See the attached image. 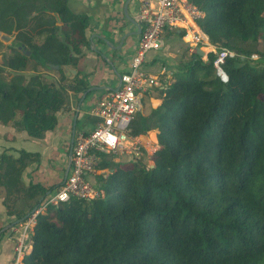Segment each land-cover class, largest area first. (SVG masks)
<instances>
[{
  "label": "trees",
  "instance_id": "16d2710c",
  "mask_svg": "<svg viewBox=\"0 0 264 264\" xmlns=\"http://www.w3.org/2000/svg\"><path fill=\"white\" fill-rule=\"evenodd\" d=\"M190 1L210 41L238 54L222 64L228 80L214 53L194 51L173 82L148 92L150 111L130 132L156 131L153 165L104 160L112 172L98 174L99 197L40 212L22 264H264V0ZM67 2L0 0V31L14 35L0 62V123L34 138L56 128L69 90L88 88L62 68H77L88 44L87 16ZM38 157L0 155L8 214L30 215L46 195L21 181Z\"/></svg>",
  "mask_w": 264,
  "mask_h": 264
},
{
  "label": "built area",
  "instance_id": "2783aa9c",
  "mask_svg": "<svg viewBox=\"0 0 264 264\" xmlns=\"http://www.w3.org/2000/svg\"><path fill=\"white\" fill-rule=\"evenodd\" d=\"M201 16L202 12L190 0H139L137 19L141 26L140 38L127 69L121 73V83L103 93L91 108L89 114L96 120L94 125L75 133L72 162L66 180L52 189L37 209L14 228L16 255L10 264H22L30 247L36 216L40 212L50 205L57 206L73 198L93 200L99 197L100 185L95 179L96 175L108 169L101 167L105 158L130 162L142 161L148 156V162L144 163L153 165L152 155L160 148L157 133L153 131L154 138L144 140L150 132L133 135L130 124L137 113L144 111L145 94L153 88L167 85L165 71L152 73L145 69V63L150 54L164 47L169 31L184 30L183 38L190 43L193 52L200 47L207 57L210 52L214 53L218 76L228 80L222 64L225 59L238 54L210 41L197 23Z\"/></svg>",
  "mask_w": 264,
  "mask_h": 264
},
{
  "label": "crops",
  "instance_id": "0c3cea01",
  "mask_svg": "<svg viewBox=\"0 0 264 264\" xmlns=\"http://www.w3.org/2000/svg\"><path fill=\"white\" fill-rule=\"evenodd\" d=\"M67 4L74 14L88 18L85 30L88 44L83 48L84 57L74 68L76 74L85 78L88 88L83 92L68 91L66 108L58 113L56 128L42 138L18 131L11 123H0V155L6 152L18 156L21 150L37 153L38 160L23 170L21 181L23 185L41 184L47 190L56 188L63 179L73 129L77 132L94 125L95 118L89 114L91 108L103 93L120 85L121 73L127 69L140 38L139 0H68ZM182 31H169L164 47L150 54L145 69L155 73L160 69L159 59L175 56L176 52L172 51L178 48L180 40L185 41L178 34ZM84 93H87L85 97ZM150 101L159 103L155 97ZM3 195L0 187V224L5 229L0 234V264H10L16 255L13 228L18 224L10 225L19 217L7 213Z\"/></svg>",
  "mask_w": 264,
  "mask_h": 264
},
{
  "label": "rangeland",
  "instance_id": "374dc122",
  "mask_svg": "<svg viewBox=\"0 0 264 264\" xmlns=\"http://www.w3.org/2000/svg\"><path fill=\"white\" fill-rule=\"evenodd\" d=\"M12 36V40L9 41V42H6V41H2L0 40V62L2 61V56L4 53L10 55L12 53V50L9 49V45L11 43H14V35H11ZM176 40H179L178 37H174ZM172 52H176L175 56L174 57H170V58H166L164 57L163 59H159V66H160V69L157 70L155 73H159L160 71H165V77L167 76V84L168 83H171L173 82L175 79V75L180 71V68L183 67V64L190 60L191 57H192V54H193V51H191V47H190V43L187 42L186 40H180L179 43H178V48ZM258 55L257 54H253L252 55V58H257ZM203 60H207L208 57L207 55L203 56L202 57ZM42 72H44L45 70H43L42 68H40ZM39 69V70H40ZM32 73L31 71L28 72V74ZM44 73L48 74L49 76L51 77H54L55 79H58L59 76L56 74V73H52V72H49V71H45ZM6 75H8V73H6ZM69 75V74H68ZM164 75L162 77H164ZM57 77V78H56ZM169 81V82H168ZM148 94H145V97H144V104L146 103V97H147ZM152 103V102H151ZM158 102H154V105L157 104ZM150 111V107H149V102H148V105L146 106L145 105V108H144V113L145 114H148ZM156 132V131H154ZM153 131L150 132L148 135H146L144 137V140H150L151 138L153 139L154 136H155V133ZM107 159H110V158H105V160ZM148 156H145L143 158V162H148ZM35 162V161H34ZM126 162H129L128 160H120L119 163H126ZM67 164V163H66ZM66 167V165H65ZM64 167V168H65ZM112 170L110 167H108L107 170H105V172L101 173V174H104V173H111ZM97 176L96 175V182L99 184L98 180H97ZM17 227V226H16ZM14 229V228H13Z\"/></svg>",
  "mask_w": 264,
  "mask_h": 264
},
{
  "label": "water",
  "instance_id": "95a60500",
  "mask_svg": "<svg viewBox=\"0 0 264 264\" xmlns=\"http://www.w3.org/2000/svg\"><path fill=\"white\" fill-rule=\"evenodd\" d=\"M138 27H139V33H141V27H140V25H138ZM0 40H2V41H6V42H9V41L12 40V36H11V35H8V34H5V33H3V32L0 31ZM18 48H19V49H22V46H19ZM196 52H197L198 55H200L201 57L206 55V52H205L203 49H201L200 47H196ZM60 68H61L60 65H57V64H53V65H51V69H53V70H58V69H60ZM62 68H63V70H64L66 73L69 74V76L75 75V74L77 73V70L74 69V68H72L71 66L64 65V66H62ZM95 88H96V87H93L92 89H95ZM92 89H89V90H92ZM88 92H89V91H88ZM86 94H87V93H84V97L86 96ZM75 133H76V129L74 128L73 131H72V136H71V141H70V147H69V152H68V161H67V165H66L65 170H64L63 179H62V181H61V183H60L59 185H61V184L66 180V178H67V176H68V174H69V170H70L71 162H72V147H73V143H74ZM59 185H56V187H58ZM51 191H52V189H48L47 192H46V195H48ZM46 195H45V196H46ZM45 196H43V197L41 198L40 203L43 201V199L45 198ZM37 207H38V206H36V207L33 209V211L36 210ZM28 216H29V214L26 215V216L23 217V218H19V219H17V220H16L14 223H12V225H10V226H13L14 224H19V223H21V222H22L25 218H27ZM4 230H5V229L2 228V229H1V232H3ZM1 232H0V234H1Z\"/></svg>",
  "mask_w": 264,
  "mask_h": 264
}]
</instances>
